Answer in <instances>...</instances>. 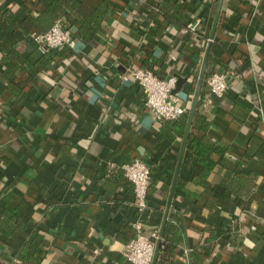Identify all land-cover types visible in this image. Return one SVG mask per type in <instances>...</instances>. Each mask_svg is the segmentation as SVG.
Instances as JSON below:
<instances>
[{
    "label": "crops",
    "instance_id": "0c3cea01",
    "mask_svg": "<svg viewBox=\"0 0 264 264\" xmlns=\"http://www.w3.org/2000/svg\"><path fill=\"white\" fill-rule=\"evenodd\" d=\"M205 1L179 0L170 13L185 9L181 34L172 26L160 38L148 32L147 1L113 0L106 26L61 51L55 72L20 69L12 76L18 85L36 81L28 94L14 95L0 83V212L9 216L1 198L13 192L11 206H34L47 241L26 264H131L122 251L138 212L120 165L135 157L152 169L141 218L146 231L163 233L174 214L181 217L177 264H264V0H223L188 138L208 137L218 148L208 152L210 159L229 160L250 188L238 178L225 182L219 165L206 186L196 183L184 165L189 110L180 133L179 124L159 121L146 108L138 83L122 79L130 65L177 75L185 80L176 93L190 109L208 45L195 47L184 28L200 16L204 36L211 37L219 0L208 9ZM27 53L32 62L42 55L34 48ZM215 68L232 72L229 88L206 104ZM200 114L210 122L206 130L195 127ZM254 135L260 140L252 146ZM2 225L0 264H12L35 227L8 232ZM206 246L209 256L196 263L193 254Z\"/></svg>",
    "mask_w": 264,
    "mask_h": 264
},
{
    "label": "trees",
    "instance_id": "16d2710c",
    "mask_svg": "<svg viewBox=\"0 0 264 264\" xmlns=\"http://www.w3.org/2000/svg\"><path fill=\"white\" fill-rule=\"evenodd\" d=\"M146 1L150 6L149 9H146V15L151 18L152 22L148 32L150 31L161 38L165 36L169 27L174 26L173 29L181 34L185 9H179L175 15L170 13V8H174L179 0L173 2L169 0ZM212 2L213 0H206L205 8L208 9ZM253 2L256 4L257 0H253ZM112 3L113 0H21L20 2L17 0H0V83L5 82L6 88L14 95L22 96L25 92L28 94L33 89L36 81L31 79L25 86L21 83L18 85L12 80V76L20 69L28 72L34 71L37 76H42L51 70L55 72L57 70L54 67L56 56L63 50H70L68 46L51 48L42 52L41 57L36 62H32L27 52L31 48L37 49V47L31 35L45 33L56 22H59L64 28L71 29L75 36L87 41L90 35L101 31L106 26V19L113 9ZM193 44L197 48L204 49L201 42L193 41ZM174 55L179 60L180 52L178 49L174 51ZM63 76H65V73L61 74V78ZM205 90L204 86L201 96L205 94ZM186 118L187 112L178 119L165 122L179 124V131L183 133ZM209 124L210 122L200 114L195 127L206 130ZM258 140H260L259 137L252 136L251 145L256 144ZM213 148L218 150L216 144L208 137L189 139L184 165L193 172L195 182L206 186L208 177L219 165L226 168L224 173L225 182L230 178H238L240 183L244 182L250 188L252 182L245 179L248 178L246 175L235 173L233 163L229 160L223 158L219 163H216L210 159L208 152ZM120 172L123 173L121 168ZM255 177L257 178V176ZM128 181L130 182L129 179ZM4 193L1 203L9 216L6 217L0 212L2 227L7 229L8 232L15 229L35 227L29 241L24 245L18 258L12 264H26L32 260L35 261L38 257L37 249L47 244L44 236L39 233L35 222V208L26 202H22L17 207H12L11 201L14 199L15 194L7 190ZM212 233L215 235L213 230ZM182 238L181 217L174 214L164 228L156 264H177L175 246L181 243ZM210 251L211 248L207 246L204 247V251L196 250L193 254L195 262L199 263L209 256L206 252Z\"/></svg>",
    "mask_w": 264,
    "mask_h": 264
},
{
    "label": "built area",
    "instance_id": "2783aa9c",
    "mask_svg": "<svg viewBox=\"0 0 264 264\" xmlns=\"http://www.w3.org/2000/svg\"><path fill=\"white\" fill-rule=\"evenodd\" d=\"M213 1L216 2V0ZM202 22V17L197 16L187 23L184 31L191 35L192 41L201 42L203 48H205L214 38L204 36L201 30ZM150 24L152 25V22ZM31 38L41 52L63 46L74 48L77 42V36L74 32L71 29L64 28L59 22H56L47 32L33 34ZM172 59L178 60L175 55ZM230 75H232V72L221 71L217 68L210 71L206 81V104H212L215 96L223 97L225 95L229 88ZM122 79L124 81L132 80L140 85L146 108L159 121L178 119L189 110V105L183 103L175 92L179 81L177 75L164 77L152 68L130 65L127 67L125 74L122 75ZM120 168L133 185L134 205L138 212V216L133 222L135 234L126 243L122 253L126 261L131 264H153L157 242L161 239V235L159 231L148 233L141 219L148 209V192L152 180L151 166L146 160L135 157L123 162ZM97 251L96 249L95 252Z\"/></svg>",
    "mask_w": 264,
    "mask_h": 264
},
{
    "label": "water",
    "instance_id": "95a60500",
    "mask_svg": "<svg viewBox=\"0 0 264 264\" xmlns=\"http://www.w3.org/2000/svg\"><path fill=\"white\" fill-rule=\"evenodd\" d=\"M222 4H223V0H219L217 11H216V15H215V19H214V26H213V32H212L211 38H214V33H215L216 26H217V23H218V18H219V14H220V10H221ZM212 42L213 41H211L208 44V48H207L206 55H205V58H204V61H203V65H202L201 73H200L199 80H198V83H197V87L195 89L193 100H192V103H191V107L189 109L188 121H187L184 141H183V151L186 148V144H187V141H188V138H189V135H190L191 125H192L194 116L196 114V111H197V108H198V105H199V102H200L201 93H202V90H203V87H204V84H205V78H206L207 68H208V64H209V57H210V52H211V48H212ZM184 80L185 79H182V78L179 79L175 92L180 91L181 83H183ZM160 235H161V239H159V242H158V245H157L156 256H155L153 264H155V262H156V258H157V254H158V248H159V245L161 243L163 233L161 232Z\"/></svg>",
    "mask_w": 264,
    "mask_h": 264
}]
</instances>
